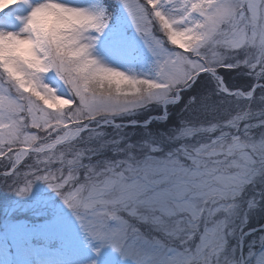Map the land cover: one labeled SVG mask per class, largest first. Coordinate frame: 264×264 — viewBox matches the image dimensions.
Wrapping results in <instances>:
<instances>
[{
  "label": "snow or ice",
  "instance_id": "6c2138e0",
  "mask_svg": "<svg viewBox=\"0 0 264 264\" xmlns=\"http://www.w3.org/2000/svg\"><path fill=\"white\" fill-rule=\"evenodd\" d=\"M115 2L147 72L132 67L136 40L110 29L111 0H0L27 9L18 31L0 28L6 186L26 196L43 181L132 264H264V233L248 253L241 239L264 211V0Z\"/></svg>",
  "mask_w": 264,
  "mask_h": 264
},
{
  "label": "rangeland",
  "instance_id": "374dc122",
  "mask_svg": "<svg viewBox=\"0 0 264 264\" xmlns=\"http://www.w3.org/2000/svg\"><path fill=\"white\" fill-rule=\"evenodd\" d=\"M60 2L70 6H88L91 3H95L96 0H60ZM118 8L120 12L117 17L113 16V20L110 21V29L113 25L120 26L128 37L138 42V49L143 50L142 53H138V62H146L152 59L132 28L127 13L119 4ZM26 12L27 9L23 6H16L7 9L4 13H0V28H4L7 31H18L20 24L19 22L13 23L14 16L25 15ZM103 59L109 66L119 68L121 71L129 67L119 58L105 56ZM44 198L47 200L36 201V206L31 210L36 213L33 215L34 218L39 216L38 220L34 219L31 222L24 215L18 217L20 225L19 238L12 240L11 244H8L7 249L0 246V264H92L93 261L95 264H132L130 259L122 258L111 246H101L100 241L93 240L88 236L81 228L72 210L64 209L66 205L62 199L54 200L52 195H44ZM16 207L15 204L10 205L8 212L3 211L7 222H16V216L13 217L11 215L12 212L17 211ZM2 210H6L5 205ZM21 210L24 209H20V212H22ZM263 213L264 211H257L252 214L243 228L255 223L257 218ZM262 232H264V228ZM44 233L55 235L60 241V248L50 250L49 247H42L40 249L36 247L35 243L30 242L32 235L41 236ZM246 238V246L243 250L248 253L250 250L249 245L255 242L254 239L257 238V234L247 235ZM97 249H99L98 252L96 251Z\"/></svg>",
  "mask_w": 264,
  "mask_h": 264
},
{
  "label": "trees",
  "instance_id": "16d2710c",
  "mask_svg": "<svg viewBox=\"0 0 264 264\" xmlns=\"http://www.w3.org/2000/svg\"><path fill=\"white\" fill-rule=\"evenodd\" d=\"M111 3H112V7L109 10L111 13H113L114 8H115V4L113 1ZM247 79H248L247 77L238 76L235 73H233V74H231V77H230V83L241 85V84H244L247 81ZM175 112L178 115L179 114V108L175 109Z\"/></svg>",
  "mask_w": 264,
  "mask_h": 264
},
{
  "label": "clouds",
  "instance_id": "9594fccd",
  "mask_svg": "<svg viewBox=\"0 0 264 264\" xmlns=\"http://www.w3.org/2000/svg\"><path fill=\"white\" fill-rule=\"evenodd\" d=\"M44 20H45V16L43 14H39L36 20L37 25L42 26Z\"/></svg>",
  "mask_w": 264,
  "mask_h": 264
}]
</instances>
